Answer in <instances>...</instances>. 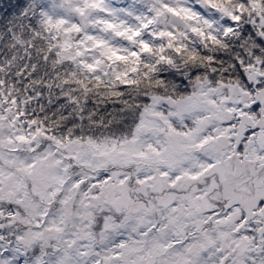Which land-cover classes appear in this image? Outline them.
<instances>
[{"label": "snow or ice", "instance_id": "obj_1", "mask_svg": "<svg viewBox=\"0 0 264 264\" xmlns=\"http://www.w3.org/2000/svg\"><path fill=\"white\" fill-rule=\"evenodd\" d=\"M0 264H264V0H0Z\"/></svg>", "mask_w": 264, "mask_h": 264}]
</instances>
